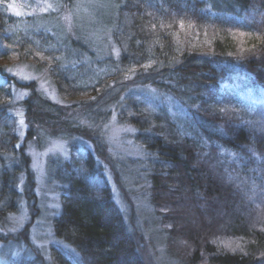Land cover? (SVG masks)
<instances>
[{"label":"trees","instance_id":"1","mask_svg":"<svg viewBox=\"0 0 264 264\" xmlns=\"http://www.w3.org/2000/svg\"><path fill=\"white\" fill-rule=\"evenodd\" d=\"M13 2L0 0V163L5 153L21 157L14 171H30L27 196L32 197L30 158L23 153L26 143L17 146L19 115L13 113L15 90L26 86L32 90L21 101L29 125L26 142L40 144L42 131L71 138V155L51 162L50 175L59 183L61 201L53 228L71 250L51 246L47 262L36 253L10 264H147L113 198L104 154L84 143L95 141V133L101 137L98 127L115 109L119 120L137 130L135 140L146 151L148 200L166 233L168 254L178 264H264V101L240 113L211 105L223 84L231 86L223 99L248 91L264 96V0H113L114 19L108 24L114 25L123 62L120 72L92 87L70 75L72 67L83 73L86 65L95 66L92 47L80 38L57 39L41 27L50 13L17 14ZM181 20L210 24L224 34L209 54L175 51ZM232 30L247 35L241 48L225 34ZM98 61L96 66L114 63ZM16 62L47 73L70 104L54 102L18 80L11 71ZM123 65L131 68L129 74L136 72L134 79L122 81L128 75ZM140 84L171 96L181 111L174 114L179 124L165 108L152 117L136 106L132 89ZM10 174L0 172V204L5 197L16 202L17 190L6 184ZM10 208H0V222Z\"/></svg>","mask_w":264,"mask_h":264},{"label":"rangeland","instance_id":"2","mask_svg":"<svg viewBox=\"0 0 264 264\" xmlns=\"http://www.w3.org/2000/svg\"><path fill=\"white\" fill-rule=\"evenodd\" d=\"M115 5L113 0H60V2L54 0V4L53 0H14L11 7L15 13L23 15L50 13L51 17L41 21V27L51 31L57 39L79 40L80 38L81 41L91 46V50L98 55L95 66L87 67L86 65L81 71L83 73H77L79 71L77 66L72 67L70 75L73 79H77L80 85L92 87L94 82L120 72L118 63L123 62L119 60L123 48L114 41V25L111 27L108 24L114 19ZM240 20L242 22L239 23L242 26L247 24L243 19ZM179 23L178 26L182 28L180 30L182 32L176 30L177 33L174 34L175 51L187 49L194 53L209 54L215 46L217 36L224 34L220 29H213L210 24L191 25L184 20ZM200 26L206 27L200 28ZM161 28L165 30V25L162 24ZM192 28L195 29L190 30ZM154 30L151 29V31ZM229 32L226 31L225 34L230 37L229 40L233 41L234 48L235 45L241 48L243 41H247L244 37L247 36L245 32H240V34L234 30ZM106 58L114 61L110 67L96 66V63L99 64L98 59L103 61ZM124 67L125 71L128 70V75H125L122 81L134 79L136 72L129 74L131 68ZM11 71L18 80L27 84L31 83L36 87V91L42 92L50 100L59 104H70L61 98L47 73L37 72L29 64L19 65L17 62L12 65ZM229 87L231 88L229 84L221 86L220 97L218 95L211 102L212 109L218 106L217 108L221 110L240 113L241 110L254 109L264 101L263 95L250 91L232 95L231 98H221ZM133 90H135L133 100L138 101L137 107L148 110L152 117L161 115L160 113L165 108L174 123L179 124L176 119L178 117L174 114L181 113V111L176 109L177 106L173 103L171 96L165 95L150 84L137 85ZM31 91L26 86L15 90L13 113L19 115L17 134L20 136L17 146L26 143L23 153L30 158L29 167L34 179L33 194L32 197L27 196V190H29L27 176L30 171H25V167L21 171H14L21 157L15 152L2 154L4 162L0 163V172L3 168L11 171L6 184L9 189L11 186L14 187L18 196L15 198L16 202H11L13 200L5 197L0 204V208L11 207L8 215L0 222V232L3 234L0 240V264H10L12 260L20 257L34 258L36 253L43 256L47 262L50 258L51 246L56 245L63 247L66 251L71 250L69 245L58 237L53 228L54 218L61 211V201L58 191L59 183L50 176L53 172L51 162L60 163L71 155V144H69L71 138L63 134L47 135L42 131L40 144L35 140L26 142L29 125L24 121L26 113L21 101L28 98ZM109 115L108 119L98 127L101 137L99 138L95 133L93 135L95 141L86 140L84 143L92 150L98 146V150L104 154L101 159L106 165V174L113 198L117 206L121 208L129 226L136 233L146 263L178 264V259L167 252L166 233L157 224L153 205L148 200L149 183L146 172H144V168L147 167V156L144 148L135 140L137 130L130 123H123L119 120L116 109L113 110V114ZM47 130L52 131L53 129L47 127ZM128 172L131 174L129 175ZM9 237L11 239L8 241ZM75 256L78 257L77 254Z\"/></svg>","mask_w":264,"mask_h":264}]
</instances>
